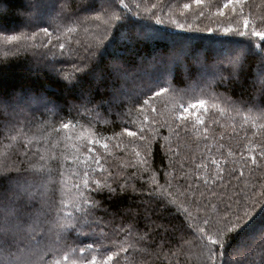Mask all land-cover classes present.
<instances>
[{"label":"snow or ice","instance_id":"1","mask_svg":"<svg viewBox=\"0 0 264 264\" xmlns=\"http://www.w3.org/2000/svg\"><path fill=\"white\" fill-rule=\"evenodd\" d=\"M193 2L200 6L205 0ZM208 2L211 5L214 0ZM133 3L138 10L143 6V13L149 14L146 19H154L158 25L170 23L177 29L192 30L191 24L181 23L172 16L171 3L165 4L164 0H133ZM247 3L248 0H222V6H216V13L224 17L225 10L228 11L227 26L222 27L217 21L216 28L196 29L214 34L210 43L220 45V56L211 65L203 59L198 61L195 79L185 68L187 83L182 89L173 83L175 68L184 63L188 43L197 37L169 34L166 38L172 44L167 53L157 52L150 61L145 63L141 60L135 68L127 65L118 52L108 51L117 48L116 31L126 23H134L125 15L131 12L126 0H97L96 4L92 0H28L22 13L24 27L37 30L8 35V29L0 26V43L7 48L4 53L6 58L31 53L29 63L67 80L64 85L67 91L80 89L79 102L73 101L69 112L75 110L79 115L82 110L86 117H91L90 125L102 119L99 109L105 105L127 106V112L121 119L126 115L129 123H136L133 116H142L140 123L147 121L148 124L139 130V135L128 127H124L123 132L133 138L129 143L134 147L138 140L147 149L151 140L145 132L149 126L158 123L160 108L157 104L162 102V98L171 102L178 113L175 116L178 136L181 129L187 131L188 117L196 122L193 130L197 125H203L200 112H208L209 105L221 115L230 116L233 120L240 117L242 123H251L252 127L257 126L258 120L264 121V10L259 13L245 12ZM190 7L189 3L183 5V9ZM256 7L264 9V0H260ZM164 8L169 10L167 20L158 14ZM137 15H140L139 11ZM199 15L203 17L205 13L201 11ZM101 17H104L103 21ZM58 21L64 23L58 24ZM42 23L48 26L40 27ZM87 24L95 26L96 34L91 39H81V31L85 37L91 31L85 27ZM50 27L52 31H49ZM73 33L77 36L74 37ZM155 33L163 35L161 29L148 24L143 26V31L133 27L127 34L120 32V35L125 39H135ZM49 54L53 57L51 60H48ZM107 56L115 58L105 71L101 64ZM251 56L257 57V60L256 69L249 76ZM141 73L147 79H142ZM84 76H93L96 87L102 80L107 81L101 89L106 97L102 95L97 101L93 87L83 90L81 80ZM221 87L226 92H219ZM237 87L240 89L238 97L227 94V91ZM200 97H207L208 100ZM185 101L191 102L185 106ZM60 108L51 97L37 92H17L12 96L0 93V117L4 118L5 130L9 133L5 137L9 143L0 151V264H111L114 258L116 264H121L122 259L127 260L137 245L147 240V233L138 234L134 230L135 224L128 227L117 224L116 214L106 208L104 215H99L104 206L95 199L93 192L108 188L111 195H117L118 190L126 192L131 187L135 191L136 186L127 180V186L119 184L115 174L104 177L103 157L94 146L99 143L98 140H88L78 134L70 122L61 123L60 129L55 127V117ZM149 113L155 115L150 119ZM161 126L171 130L167 121L161 122ZM259 127L264 129V123ZM204 132L207 133L208 129L205 128ZM62 144L63 147H60ZM102 147L107 149L109 145L105 143ZM123 147L127 150L128 146ZM257 147L260 157L264 158V142ZM21 152L24 156L22 161L15 158ZM233 154L229 150V155ZM69 155L72 164H66ZM134 155L140 157L141 153L137 151ZM81 157L84 167H74ZM256 160V156L251 157L253 164ZM140 163L147 161L141 160ZM211 163L216 166L215 176L221 179L220 174L225 169L215 158ZM235 171L231 170L232 173ZM93 175L98 177L95 181ZM128 175L135 178V174ZM108 180L116 183L117 187L113 188ZM204 184L207 186V179ZM260 187L264 188V185ZM218 195L213 192L212 198L216 199ZM201 198H205L203 193ZM196 203L204 214L187 226L195 230L191 233V241L184 240L183 234L180 236V240L188 245L187 249L182 245L181 254H193L197 264H257L254 254H258L259 264H264V222L249 227L253 218L264 211V191L241 189L227 198L220 196L217 204L213 205L214 215H209L204 205ZM188 215L191 217V213ZM246 227L248 231L244 232ZM176 230L175 225L171 229L165 227L166 233H175ZM181 231H184L183 226ZM81 235L96 238L93 244L103 249L102 259L98 260L95 254H91L90 259L86 258L90 250L96 252L93 244L75 246ZM237 237L242 239L241 247L230 253L232 241ZM125 244L128 246L125 247ZM109 249L111 254L104 255ZM255 249H259V253H255Z\"/></svg>","mask_w":264,"mask_h":264},{"label":"trees","instance_id":"2","mask_svg":"<svg viewBox=\"0 0 264 264\" xmlns=\"http://www.w3.org/2000/svg\"><path fill=\"white\" fill-rule=\"evenodd\" d=\"M27 2L28 0H0V26L8 29L6 34L16 35L20 32L37 30L24 27L22 13L25 11ZM92 2L96 4L97 0H92ZM126 2L129 3L131 12H126L125 15L129 21L134 23H126L123 28L116 31L115 43L117 48H110L108 51L118 52L120 58L130 67L135 68L141 60L147 63L157 52L167 53L172 41L166 36L175 33L197 37L188 43L184 54V63L175 68L173 83L177 88L186 87L185 68L190 72L191 78L195 79L199 68L198 61L203 59L211 65L219 58L220 45L213 46L210 43V38L214 34L196 29L216 28L217 21L221 22L222 27L227 26L228 11L225 10L224 17H220L216 13V6H222V0H214L211 5L208 0H205V3L200 6H197L193 0H164L165 4H172L171 14L175 19L180 20L181 23L192 25L190 31L177 29L170 23L158 25L154 19H146L149 14L143 13V6L138 10L134 7L133 0H126ZM151 2H155V0H151ZM259 2L260 0H254V3L253 0H248L245 5V12L259 13L264 10L256 7ZM185 3H189L191 7L183 9ZM138 11L140 15H137ZM201 11L205 13L203 17L199 15ZM158 14L167 20L169 10L164 8L163 12L158 11ZM88 15L94 16L95 13H88ZM103 19L104 17H101V21ZM57 23L62 24L64 21ZM148 24L161 29L163 35L155 33L135 39H125L120 35V32L127 34L128 30L133 27L143 31V26ZM39 26L47 27L48 25L42 23ZM85 27L91 30L89 35L85 37L81 31L79 38L91 39L96 34L95 26L87 24ZM49 31H52L51 27ZM73 36H77V33H73ZM109 38L112 39V37ZM237 39L242 40L243 38ZM6 51L7 48L0 43V93L12 96L17 92L24 94L37 92L51 97L57 105L61 106L59 114L55 117L57 121L55 127L60 129L61 123L70 122L75 126V131L78 134L88 140H98L99 143L94 146L97 153L103 157L101 163L106 169L103 173L104 177L107 178L109 174H115V179L119 184L126 185L127 180L129 184L136 186L135 191L131 187H128L126 192L118 190L117 195H111L108 188L93 192L95 199L101 201L104 206L99 211V215L103 216L106 208L110 213L116 214L115 222L117 224H122L124 227L135 224L134 230L138 234L147 233V240L137 245L127 260L122 259L121 264H197L193 254L180 253L182 245L185 249L188 247L184 241L180 240V236L183 234L184 240L191 241V233H194L195 230L187 226L192 223L193 219L204 214L196 202L204 205L205 211L209 215H214L213 205L217 204L220 196L227 198L233 192H239L241 189L264 191V188L260 187L264 185V158L260 157L257 147L264 142V129L259 127L264 121L258 120L257 126L252 127L251 123H242L240 117H235L233 120L230 116L221 115L209 105L208 112H200L204 124L197 125L193 130V124L196 122L194 118L188 117L187 131L181 129L178 136L175 122V116L178 113L171 102L162 98V102L157 104V107L160 108V114L157 116L158 123L155 126H149V130L145 132V135L151 140L150 147L145 149L144 144L138 140L137 146L134 147L129 143L133 138L124 133L123 128L128 127L139 135V130L148 124L147 121H144V124L140 123L143 119L142 116H133L136 123H129L126 115L121 119V116L127 112V106L105 105L99 109L102 119L90 125L91 117H86L82 110L79 115L75 110L69 112L72 102H79L80 89L67 91L64 88V85L68 83L67 80L43 67L33 66L32 63H29L31 53L21 54L18 58L11 56L6 58L4 55ZM52 58L49 54L48 60ZM114 58L113 56L105 57L101 68L106 71L107 65ZM57 59L63 58L57 57ZM256 60L257 57L255 56L249 57V76L256 69ZM140 76L142 79H147L143 73ZM106 83L107 81L102 80L99 87H96L93 76H84L81 80L83 90H87L89 87L95 89L94 95L97 101L102 98V95L106 97L107 94L101 92ZM218 91L226 92L223 87L219 88ZM227 94L234 98L238 97L240 89L237 87L235 90L227 91ZM200 98L208 100L207 97ZM190 102L185 101V106ZM137 107L139 108V105ZM152 115L155 114L149 113L150 119ZM232 115L234 116V114ZM164 121L171 124V130L169 127L161 126V122ZM205 128L208 129L207 133L204 132ZM8 135L9 133L4 126V118L0 117V151L9 143L5 139ZM105 143L109 145L107 149L102 147ZM116 145H121V147H116ZM124 145L128 146L127 150L124 149ZM60 147H63V144ZM229 150L234 154L229 155ZM137 151L141 153L140 157L134 155ZM68 152L71 153L72 149L69 148ZM252 156L257 157L256 164L252 163ZM15 158L22 161L24 159L23 152ZM212 158L218 160L220 166L225 169L220 174L221 179H217L215 176L216 166L211 163ZM145 159L147 163H140L141 160ZM72 163L71 155H69L66 164ZM74 167H84L83 157ZM232 169L236 171L232 173ZM97 172H100L99 168H97ZM129 173L135 174V178L133 179L132 176L128 175ZM97 178L95 175L92 177L93 181ZM205 179L208 181L207 186L204 184ZM108 183L113 188L117 187L112 180H108ZM92 187L94 188L95 185L93 184ZM213 192L219 194L216 199L212 198ZM201 193L204 194L205 198H201ZM129 210H132L131 215ZM189 213H191V217H189ZM261 222H264V211L253 218L249 227ZM156 225L162 227H156ZM173 225L177 228L176 232L168 231L166 233L165 227L171 229ZM181 226H183V232ZM247 231L248 228L246 227L244 232ZM94 239L96 238L90 235H81L76 240L75 246L93 244ZM121 239L126 238L121 237ZM248 243L251 245L252 241L249 240ZM241 244L242 239L237 237L232 241L229 252L240 248ZM124 246L127 247L128 245L125 244ZM93 247L97 249L96 252L92 253L90 250L86 258L90 259L91 254H95L98 260L102 259L103 249H100L96 244H93ZM111 251L109 249L107 253L103 254H111ZM255 253H259V249H255ZM254 258L259 264V255L254 254ZM111 264H116L115 258Z\"/></svg>","mask_w":264,"mask_h":264},{"label":"rangeland","instance_id":"3","mask_svg":"<svg viewBox=\"0 0 264 264\" xmlns=\"http://www.w3.org/2000/svg\"><path fill=\"white\" fill-rule=\"evenodd\" d=\"M66 166V165H65Z\"/></svg>","mask_w":264,"mask_h":264}]
</instances>
